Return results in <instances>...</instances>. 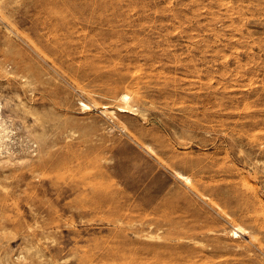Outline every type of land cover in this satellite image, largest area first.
Returning <instances> with one entry per match:
<instances>
[{
  "label": "rangeland",
  "instance_id": "obj_1",
  "mask_svg": "<svg viewBox=\"0 0 264 264\" xmlns=\"http://www.w3.org/2000/svg\"><path fill=\"white\" fill-rule=\"evenodd\" d=\"M0 114V264H264V0H0Z\"/></svg>",
  "mask_w": 264,
  "mask_h": 264
},
{
  "label": "bare ground",
  "instance_id": "obj_2",
  "mask_svg": "<svg viewBox=\"0 0 264 264\" xmlns=\"http://www.w3.org/2000/svg\"><path fill=\"white\" fill-rule=\"evenodd\" d=\"M126 81V80H124ZM125 83V82H124ZM118 85V84H117ZM129 85V84H128ZM123 86V85H122ZM117 87V86H116ZM120 88V85L118 87V91L116 92V95H115V99L120 101L119 104H117V109L118 111L120 112H128V113H132V114H136L137 113V108L135 107L136 106V92H131V91H128L126 90L125 88ZM115 89V88H114ZM117 89V88H116ZM134 91V90H133ZM139 96V95H138ZM137 96V97H138ZM139 100V99H138ZM82 105L85 107V108H90V105L84 101H81ZM113 110V109H112ZM105 111V110H104ZM103 111V112H104ZM112 112V111H110ZM0 119H1V114H0ZM1 153V152H0ZM1 155V154H0ZM180 177L182 179H185L187 180L188 182H191V176L188 175V174H185V173H180ZM160 227V226H159ZM231 232V235H234V236H239V235H244L246 233H250V231L244 227L243 225L241 224H235L233 225L232 229L230 230ZM174 236V235H173ZM163 237V236H162ZM251 238H255V235H251ZM251 243H253L252 240H250ZM144 244V243H143ZM171 244V243H170ZM183 244V243H182ZM165 245V244H164ZM168 245V244H167ZM163 246L164 248H161L162 246H159L158 247V244L156 245L155 249H153V254H157L158 252L162 253V252H166L170 255L171 257V260H172V263H169V264H180V262H182L183 258H185L187 255H189L190 253L193 252L192 249H189L188 246H186L188 249L187 250H184V251H179L177 250L175 247H172V246ZM241 245V244H239ZM239 245L237 247H239ZM174 246V245H173ZM241 247V246H240ZM243 247V245H242ZM250 247H251V244H250ZM159 248H161L162 250H160ZM247 247L245 246V249ZM249 249V248H248ZM187 259V258H186ZM204 261V260H203Z\"/></svg>",
  "mask_w": 264,
  "mask_h": 264
}]
</instances>
